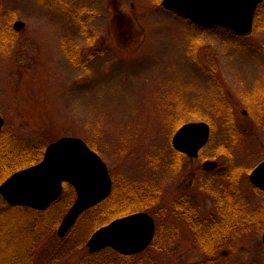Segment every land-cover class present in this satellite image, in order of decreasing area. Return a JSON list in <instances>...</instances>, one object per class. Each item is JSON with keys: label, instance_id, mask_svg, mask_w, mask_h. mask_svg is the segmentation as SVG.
Masks as SVG:
<instances>
[{"label": "rangeland", "instance_id": "1", "mask_svg": "<svg viewBox=\"0 0 264 264\" xmlns=\"http://www.w3.org/2000/svg\"><path fill=\"white\" fill-rule=\"evenodd\" d=\"M160 2L0 0V30L14 34L0 47L1 128L44 151L61 136L81 137L106 162L118 199L125 191L119 187L130 184L148 183L156 192L150 209L126 213L151 215L154 238L140 252L120 254L116 264L203 259L190 225L194 216L216 223V207L225 198L219 183L228 185L231 177L221 172L237 171L241 189L232 190V204L244 207L241 215L251 222L222 239L217 264H264V193L249 177L264 160V3L253 30L236 36L202 29ZM17 20L24 22L20 30L13 27ZM77 55L75 63L70 57ZM216 98L230 104L233 126L224 124ZM193 121L209 124L208 142L197 158L174 168L172 136ZM230 129L240 136L233 139ZM204 160H217L219 167L206 172ZM204 178L216 184L203 185ZM5 204L0 195V209ZM60 222L43 231L31 264H84L94 230L77 248L71 237L58 236Z\"/></svg>", "mask_w": 264, "mask_h": 264}, {"label": "water", "instance_id": "2", "mask_svg": "<svg viewBox=\"0 0 264 264\" xmlns=\"http://www.w3.org/2000/svg\"><path fill=\"white\" fill-rule=\"evenodd\" d=\"M264 0H161L167 10L189 19L203 28H220L237 35L253 29L254 18ZM24 22L17 20L13 27L20 30ZM4 119L0 116V128ZM210 126L205 121L184 123L174 133L175 149L196 157L208 142ZM216 165L206 160V169ZM250 180L264 189V160L250 173ZM70 183L76 193L73 203L57 228L64 237L85 210L105 199L112 190V177L102 157L77 136H61L46 145L40 161L11 173L0 183V195L12 206L37 210L48 208L60 195L63 183ZM155 222L144 211L115 218L94 230L87 240L90 252L111 247L129 255L146 248L153 239ZM264 244V230L262 232Z\"/></svg>", "mask_w": 264, "mask_h": 264}, {"label": "trees", "instance_id": "3", "mask_svg": "<svg viewBox=\"0 0 264 264\" xmlns=\"http://www.w3.org/2000/svg\"><path fill=\"white\" fill-rule=\"evenodd\" d=\"M263 3L259 5V8ZM220 31L226 34H231L224 30ZM13 41L14 34L10 28L8 31L0 30V47H4ZM77 57H79V55L74 57L75 60L73 57H70V59L73 62L78 63ZM215 100L219 107L217 111H220L219 113L223 114L224 124L227 126H233L234 122L231 117L230 104L225 99L216 98ZM258 104L261 105V103ZM176 125H180V121L176 123ZM230 130L233 139L240 136L239 131L233 129ZM44 147L45 146L42 144L40 145L34 143V141H29L23 137L17 136L5 126L1 128L0 183L15 170L37 162L43 155ZM93 149L96 150L94 147ZM172 154L175 159L171 165H173L174 168H178V165L181 164L185 155L176 150H173ZM147 185L148 183L143 186L130 184L126 186L127 191L126 187H119V189H121L120 191H125L122 194L121 199H118L116 197V192L117 186L119 185H116L115 182L110 195L106 199L81 213L64 238L68 239L71 237V239H74L72 240L73 246L77 248L81 247L85 244L90 232L100 225L132 210L150 209L151 204L155 202L154 194L156 192H154L153 189L149 190V185L146 188ZM137 189L149 190V192L146 194L147 192L145 193L144 191L143 194H140ZM74 198L75 191L73 187L69 183H63L61 194L45 210L10 206L8 204L2 206L0 209V264H31L35 258L36 248H33L36 247L40 238H42L43 231L47 228L56 226L60 222L62 216L67 211V208L72 204ZM180 200L182 201L183 199L181 198ZM230 201L228 211L222 212V214L224 213V218L219 221L216 220V223L214 221L208 222V219L205 220L199 218L198 220L196 218L197 216H194L195 220L194 218H190L192 221H195L190 227L193 230L197 245L205 254V257L199 261L188 264H217L220 259L219 251L224 247L223 241L229 238L230 232H232L235 227L238 228L237 225L243 226V222H251V216L244 218L241 215L245 213V209L237 207L232 204V200ZM181 204L182 206L185 204L184 200ZM254 220L255 218L253 221ZM247 227L250 226H246L245 228L247 229ZM259 229L262 230L263 227H259ZM71 232H74L73 234L76 235L75 238L72 237ZM121 256L122 255L114 249L106 247L98 252H89L85 257L84 264H116L114 263V259Z\"/></svg>", "mask_w": 264, "mask_h": 264}, {"label": "flooded vegetation", "instance_id": "4", "mask_svg": "<svg viewBox=\"0 0 264 264\" xmlns=\"http://www.w3.org/2000/svg\"><path fill=\"white\" fill-rule=\"evenodd\" d=\"M186 157V156H185ZM195 158H197V157H195ZM184 159V158H183ZM185 159H194V158H189V157H187V158H185ZM205 161V160H204ZM204 161H203V167H204ZM217 163H216V165L214 166V168L212 169V170H209V171H207L206 170V172H212V171H214L215 169H217L218 167H219V162L217 161V160H215ZM228 169H226L225 171H223V172H221V175L222 176H224V177H226V179H227V177L228 176H230L231 175V177H230V182H229V184L227 185V182H220L219 184H220V187H221V183H224V187L227 189H225V188H223V187H221L222 189H224V195H225V198L224 199H222L223 200V203L222 204H219L218 205V208L216 207V214H217V217L218 218H216L218 221L219 220H221L222 218H224V213L222 214V212H224V211H228V208H229V203L231 202L230 200H231V193H232V190H234V188L235 189H237L238 188V190H239V188L241 187V186H239V183H240V180H241V174L239 173V174H237V171H232V172H230L229 170L227 171ZM238 175V176H237ZM214 179L213 178H204V180H203V185H210V183L211 184H216V182H215V180L213 181ZM227 180H229V178L227 179ZM236 185H238V187L236 186ZM227 186H228V188H227ZM251 186H253V188L254 189H256L257 191H260V192H262V193H264V190H262L261 188H259V187H256L254 184H252ZM212 189H213V193L214 192H216V188L215 187H213L212 186ZM241 189V188H240ZM218 190H221L220 188H218ZM228 191V192H227ZM186 195H184V194H182L181 195V198L183 199V200H185L186 199V197H185ZM244 207H242L241 209H243ZM240 209V210H241ZM216 214H215V216H216ZM222 214V215H221ZM228 214V213H227ZM217 221V222H218Z\"/></svg>", "mask_w": 264, "mask_h": 264}]
</instances>
